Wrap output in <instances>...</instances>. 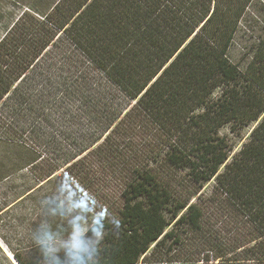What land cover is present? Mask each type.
Wrapping results in <instances>:
<instances>
[{
	"label": "trees",
	"instance_id": "trees-1",
	"mask_svg": "<svg viewBox=\"0 0 264 264\" xmlns=\"http://www.w3.org/2000/svg\"><path fill=\"white\" fill-rule=\"evenodd\" d=\"M1 190L0 264H264V0H0Z\"/></svg>",
	"mask_w": 264,
	"mask_h": 264
},
{
	"label": "rangeland",
	"instance_id": "rangeland-1",
	"mask_svg": "<svg viewBox=\"0 0 264 264\" xmlns=\"http://www.w3.org/2000/svg\"><path fill=\"white\" fill-rule=\"evenodd\" d=\"M249 133V129H246L244 131V135ZM221 134H227L228 136H232V134L229 132V127L226 126L221 130ZM245 137V138H246ZM238 143V147L241 144L242 140L236 141ZM37 151L42 152L40 149ZM60 170L59 172H61ZM58 172V173H59ZM68 174H63L62 177H56L52 181L51 184H49L47 187H45L44 192L51 193V196H53L52 201L45 202V203H25L23 205H17L15 206L8 214H45V210H53V212H50L49 214H77L79 219L78 227H73L70 229V235L69 237H66L63 241L55 242L52 245L53 251L57 252L60 247L66 248L67 246L71 245V242L73 241L74 237L71 236V233L73 234L78 230L77 232H85L87 229L91 227V223L93 222L94 218L99 216V214L105 213V209L102 208L103 206L100 204L101 202L98 201V198H91L89 197V202H87V199L84 198L82 195L85 194L83 189L79 188L77 185L73 188L67 183V181H64V178ZM23 183V180L17 179L15 181L16 186H20ZM11 184L7 185V188L10 187ZM102 186V185H101ZM212 188V183L206 185V192H209ZM121 189L117 187L114 183L109 182L108 186L103 187V190L101 192L105 194H108L110 198L118 199V194L120 193ZM3 193H6V198L8 201H11V193L5 192V190H1L0 196H2ZM80 193L81 195H79ZM112 195V196H111ZM58 206V207H57ZM52 207V208H51ZM58 210H57V208ZM108 215V214H107ZM100 233H92L84 240V245L92 244L93 242L99 241L101 239ZM3 246V245H2ZM47 246V245H44ZM4 248V247H3ZM64 254V252H62ZM69 257L71 258L70 254ZM56 259L58 256L56 255ZM48 262H52L50 259H44ZM67 260V259H66ZM46 264V263H45Z\"/></svg>",
	"mask_w": 264,
	"mask_h": 264
}]
</instances>
